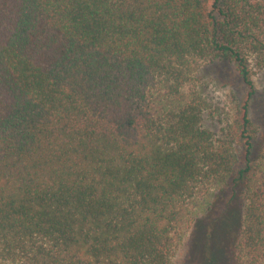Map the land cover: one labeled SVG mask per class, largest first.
<instances>
[{
  "label": "trees",
  "instance_id": "1",
  "mask_svg": "<svg viewBox=\"0 0 264 264\" xmlns=\"http://www.w3.org/2000/svg\"><path fill=\"white\" fill-rule=\"evenodd\" d=\"M256 70L264 0H0V264H264Z\"/></svg>",
  "mask_w": 264,
  "mask_h": 264
},
{
  "label": "rangeland",
  "instance_id": "2",
  "mask_svg": "<svg viewBox=\"0 0 264 264\" xmlns=\"http://www.w3.org/2000/svg\"><path fill=\"white\" fill-rule=\"evenodd\" d=\"M254 77L256 79L257 86L259 87V89L263 88L264 87V73L256 70ZM206 92L209 95V97L211 98L212 102L216 106H218V107L224 106L225 108H228L230 106L231 109L233 108V104H230L232 102V100H231L232 98L231 99L227 98V95H229V94L234 95L235 91L232 90L231 88L227 89L226 87H221L217 84H211L206 89ZM235 94L240 97V95L238 93L235 92ZM212 123L216 128L220 127L218 122L212 121ZM225 206H226V202L223 203V202L219 201L218 204L216 205V209H218V212H219L221 210V208H223V207L225 208ZM235 211L237 213V209ZM228 218H229V214H228ZM201 222H200L201 225L199 227V230H196L195 233L193 234V237H192V245L193 246L190 249L188 257L186 259H184V257H183L185 254L183 252V248L181 250L178 261L180 260V263H182L185 260L182 264H196V263H199L201 261L203 262L202 258L205 259V257H204L205 249L209 250V252H211V253L212 252L214 253V254L212 253L210 256L213 259H215V263H213V264H219V262L215 258V253L217 254L218 246L214 242H212V240L210 241V236H209L210 230H211V223H209L208 220H204ZM223 225L225 228V233L228 235V237H232V234L235 232L236 223L229 218V222H227V225L225 226L224 223H223ZM196 241H197L198 245L195 249L194 246H195ZM188 242H189V240H188ZM186 249H187V246H186ZM202 255H203V257H202ZM207 260H209V258Z\"/></svg>",
  "mask_w": 264,
  "mask_h": 264
}]
</instances>
